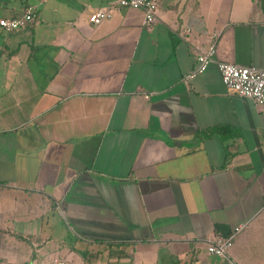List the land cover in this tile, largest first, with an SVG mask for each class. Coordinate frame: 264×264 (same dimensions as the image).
<instances>
[{
    "label": "crops",
    "instance_id": "obj_1",
    "mask_svg": "<svg viewBox=\"0 0 264 264\" xmlns=\"http://www.w3.org/2000/svg\"><path fill=\"white\" fill-rule=\"evenodd\" d=\"M34 1L0 0V18L37 8L0 26L1 264H41L58 211L103 264H264V106L218 67L264 68V0H159L149 25L134 8L91 23L106 0L61 18Z\"/></svg>",
    "mask_w": 264,
    "mask_h": 264
},
{
    "label": "built area",
    "instance_id": "obj_2",
    "mask_svg": "<svg viewBox=\"0 0 264 264\" xmlns=\"http://www.w3.org/2000/svg\"><path fill=\"white\" fill-rule=\"evenodd\" d=\"M122 8H134L143 12V21L149 25L157 20L159 0H106V4L92 12L89 16L91 23L97 25L111 18ZM37 8L28 5L24 12L16 16L1 17L0 26L8 31L27 27L36 19ZM198 64L188 74V79L205 71L214 59L216 44L212 43L207 49H197ZM218 67L226 87L241 96L251 98L257 105L264 106V68L255 65H241L230 61H219ZM242 229L237 227L228 236L217 235L207 242V251L217 255H227L233 244L235 235ZM59 264H66L65 260Z\"/></svg>",
    "mask_w": 264,
    "mask_h": 264
},
{
    "label": "rangeland",
    "instance_id": "obj_3",
    "mask_svg": "<svg viewBox=\"0 0 264 264\" xmlns=\"http://www.w3.org/2000/svg\"><path fill=\"white\" fill-rule=\"evenodd\" d=\"M16 1L17 6H21L22 1L23 3L29 2V3H35L34 0H10ZM66 1L69 0H49L50 10L51 12H57L56 16L58 18H61L63 11L65 10V7H67L66 4H64ZM56 5L57 8H53ZM59 10V12H58ZM58 211L56 213L57 220H54L52 222V226H47L48 221H45V228H47L46 232H50L53 235V238L49 240L45 245L42 246V249L37 254V257H40L41 264H50V261L53 259L58 258H66L65 260H68L69 264H103L100 262L101 260L104 262V259H98V256H101V253L99 252V249L103 245H101L99 242L95 243L94 246H91L92 244L85 243L81 238L76 237L74 234V231L71 229L69 224H66L64 219H61V213ZM90 252H87L86 249L90 247ZM36 247V246H35ZM33 247V248H35ZM73 249L74 252L71 254L69 253V250ZM7 253V252H6ZM37 253V251H36ZM3 255V253H2ZM8 256V253H7ZM72 256H75L74 258ZM17 264H19L21 259L16 258ZM16 260H6L5 264L16 263ZM100 260V261H99ZM107 263V262H106ZM105 263V264H106ZM1 264V261H0Z\"/></svg>",
    "mask_w": 264,
    "mask_h": 264
},
{
    "label": "trees",
    "instance_id": "obj_4",
    "mask_svg": "<svg viewBox=\"0 0 264 264\" xmlns=\"http://www.w3.org/2000/svg\"><path fill=\"white\" fill-rule=\"evenodd\" d=\"M18 237H22L21 235H17Z\"/></svg>",
    "mask_w": 264,
    "mask_h": 264
}]
</instances>
